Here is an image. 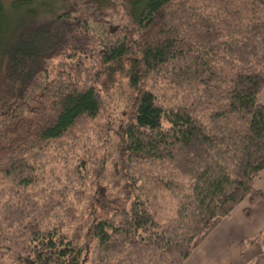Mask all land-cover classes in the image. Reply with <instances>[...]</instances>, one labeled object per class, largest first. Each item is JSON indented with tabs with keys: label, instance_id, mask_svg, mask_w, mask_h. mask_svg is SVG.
Returning <instances> with one entry per match:
<instances>
[{
	"label": "trees",
	"instance_id": "trees-1",
	"mask_svg": "<svg viewBox=\"0 0 264 264\" xmlns=\"http://www.w3.org/2000/svg\"><path fill=\"white\" fill-rule=\"evenodd\" d=\"M38 8L0 0V264H185L264 201V0Z\"/></svg>",
	"mask_w": 264,
	"mask_h": 264
},
{
	"label": "crops",
	"instance_id": "crops-1",
	"mask_svg": "<svg viewBox=\"0 0 264 264\" xmlns=\"http://www.w3.org/2000/svg\"><path fill=\"white\" fill-rule=\"evenodd\" d=\"M264 103V89L260 93ZM257 188L264 190V170L255 178ZM251 207V216L245 208ZM264 230V201L251 203L248 198L224 217L191 251L186 264H264V246L253 242L244 251L239 242Z\"/></svg>",
	"mask_w": 264,
	"mask_h": 264
},
{
	"label": "rangeland",
	"instance_id": "rangeland-1",
	"mask_svg": "<svg viewBox=\"0 0 264 264\" xmlns=\"http://www.w3.org/2000/svg\"><path fill=\"white\" fill-rule=\"evenodd\" d=\"M10 1L11 0H5V3L6 4H9L10 3ZM33 1H35V3L40 7V8H38V12L40 13V15H38V17L36 18V22H42V21H44L46 18H48L49 16L48 15H43V13L44 14H46L45 12H47V10H49L51 7L53 8V9H57V10H55V11H59V10H61V9H63V8H65V7H67L69 4H70V2H71V0H33ZM50 6V7H49ZM247 207H250V206H247ZM251 208V207H250ZM245 215H246V213H245ZM228 216V215H227ZM247 216V215H246ZM250 216H251V214H250ZM250 216H247V217H250ZM209 233V232H208ZM207 233V234H208ZM207 236V235H206ZM205 236V237H206ZM250 238V237H249ZM203 240V239H202ZM201 240V241H202ZM200 241V242H201ZM199 242V243H200ZM241 242V241H240ZM239 242V243H240ZM198 243V244H199ZM197 244V245H198ZM196 245V246H197ZM195 246V247H196ZM194 247V248H195ZM193 248V249H194ZM192 249V250H193ZM191 253V252H190ZM188 258V257H187ZM186 258V259H187ZM185 264H186V260H185Z\"/></svg>",
	"mask_w": 264,
	"mask_h": 264
}]
</instances>
